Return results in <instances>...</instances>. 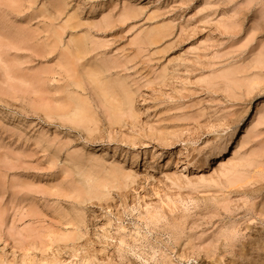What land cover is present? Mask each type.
Segmentation results:
<instances>
[{
	"label": "rangeland",
	"instance_id": "obj_1",
	"mask_svg": "<svg viewBox=\"0 0 264 264\" xmlns=\"http://www.w3.org/2000/svg\"><path fill=\"white\" fill-rule=\"evenodd\" d=\"M0 264H264V0H0Z\"/></svg>",
	"mask_w": 264,
	"mask_h": 264
},
{
	"label": "bare ground",
	"instance_id": "obj_2",
	"mask_svg": "<svg viewBox=\"0 0 264 264\" xmlns=\"http://www.w3.org/2000/svg\"><path fill=\"white\" fill-rule=\"evenodd\" d=\"M117 169H118V168H117ZM117 169H116V170H117ZM116 180H117V176H115V177L112 178V181H116Z\"/></svg>",
	"mask_w": 264,
	"mask_h": 264
}]
</instances>
